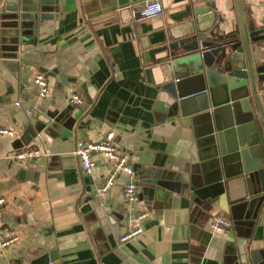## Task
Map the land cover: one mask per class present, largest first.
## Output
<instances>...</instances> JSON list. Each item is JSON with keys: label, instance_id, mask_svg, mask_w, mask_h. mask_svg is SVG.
<instances>
[{"label": "crops", "instance_id": "obj_1", "mask_svg": "<svg viewBox=\"0 0 264 264\" xmlns=\"http://www.w3.org/2000/svg\"><path fill=\"white\" fill-rule=\"evenodd\" d=\"M160 2L161 15L137 20L132 12L144 3L96 16L101 10L95 5L85 11L80 0H58L56 18L40 21L15 58L0 57V126L14 131L13 138L0 136V242L18 236L0 249V264H30L28 257L46 253L54 257L49 264H236L234 256L252 264L250 253L257 251L264 264L262 210L215 233L211 217L230 216L217 204L204 216L185 184L180 189L196 158L188 126L165 108L171 102L165 84L184 77L178 63L199 42L234 35L235 47L241 46L236 0H199L198 7H210L200 15L193 0ZM240 3L247 30L248 22L253 27L252 61L264 65V0ZM255 29L261 30L257 40ZM37 73L47 81L45 97L33 83ZM263 89L261 82L264 111ZM73 93L84 103L70 105ZM257 118L264 163V126ZM109 131L134 165L140 186L135 203L123 196L124 175L97 195L110 163L95 155L96 166L85 175L74 155L76 141L94 143ZM16 140L21 149H40L42 157L17 163L11 158L20 150ZM149 179L167 187L155 186L150 196ZM135 228L142 232L119 242Z\"/></svg>", "mask_w": 264, "mask_h": 264}, {"label": "water", "instance_id": "obj_2", "mask_svg": "<svg viewBox=\"0 0 264 264\" xmlns=\"http://www.w3.org/2000/svg\"><path fill=\"white\" fill-rule=\"evenodd\" d=\"M86 11L95 5L100 13L108 14L129 5L148 0H80ZM197 15L209 11V6H197ZM58 0H3L0 13V57L17 56L25 37L36 36L39 22L56 18ZM241 46L234 35L199 42V48L179 61L184 77L165 84L171 102L165 105L170 116L180 118L188 126L196 162L183 184L189 200L197 212L206 216L217 204L220 211L230 216L233 225L247 216L255 219L264 212V163L257 115L264 126V111L258 94V85L264 82V65H254L251 58L248 30L240 0H236ZM251 24V27L249 26ZM261 30L252 32L255 40ZM252 39V41L254 40ZM250 97L256 103L252 107ZM23 145L16 140V149ZM32 171H27L30 178ZM148 194L155 186L166 185L149 179ZM167 187V186H166ZM178 187V186H177ZM177 188L175 189V192ZM263 253H250L251 263L258 264ZM30 264H49L51 253ZM234 256L236 264H242ZM242 260V259H240ZM197 264V261L193 262Z\"/></svg>", "mask_w": 264, "mask_h": 264}, {"label": "built area", "instance_id": "obj_3", "mask_svg": "<svg viewBox=\"0 0 264 264\" xmlns=\"http://www.w3.org/2000/svg\"><path fill=\"white\" fill-rule=\"evenodd\" d=\"M163 13V7L160 0H148L138 9L132 12L133 18L137 20L150 19L159 16ZM33 83L39 88V96L45 97L47 93V81L43 73H37L34 76ZM264 94V89H263ZM68 102L70 105H81L84 99L73 93L69 96ZM0 136L14 137V131L0 126ZM101 155L111 165L108 175L104 178L100 185L96 188L97 195L108 192L114 185L118 175H124L126 180L123 185V196L128 203H135L140 198V186L134 165L127 154L121 153L114 145V133L107 132L102 139L97 142L90 143L78 140L74 145V155L79 161L81 171L85 175H91L96 166L94 160L95 155ZM43 153L40 149L23 148L12 154L11 158L17 163L24 164L41 158ZM4 199L0 198V207L4 204ZM146 215L143 213L139 219L144 218ZM232 221L222 213L215 214L211 217L209 227L212 232L225 233L231 227ZM142 232L141 228H135L123 234L119 242L125 243ZM18 240L17 235H11L0 242V249H5L12 243ZM9 264H18L10 262Z\"/></svg>", "mask_w": 264, "mask_h": 264}, {"label": "trees", "instance_id": "obj_4", "mask_svg": "<svg viewBox=\"0 0 264 264\" xmlns=\"http://www.w3.org/2000/svg\"><path fill=\"white\" fill-rule=\"evenodd\" d=\"M202 38H204V37H202Z\"/></svg>", "mask_w": 264, "mask_h": 264}]
</instances>
